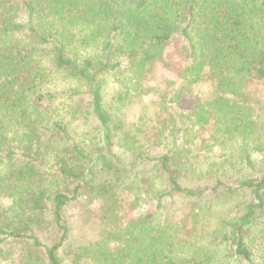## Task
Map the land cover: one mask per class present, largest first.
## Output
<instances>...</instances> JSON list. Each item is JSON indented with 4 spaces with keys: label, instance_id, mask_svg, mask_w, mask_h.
I'll return each instance as SVG.
<instances>
[{
    "label": "trees",
    "instance_id": "trees-1",
    "mask_svg": "<svg viewBox=\"0 0 264 264\" xmlns=\"http://www.w3.org/2000/svg\"><path fill=\"white\" fill-rule=\"evenodd\" d=\"M262 84L264 0H0V257L264 264ZM237 193L218 255L198 226Z\"/></svg>",
    "mask_w": 264,
    "mask_h": 264
},
{
    "label": "rangeland",
    "instance_id": "rangeland-1",
    "mask_svg": "<svg viewBox=\"0 0 264 264\" xmlns=\"http://www.w3.org/2000/svg\"><path fill=\"white\" fill-rule=\"evenodd\" d=\"M164 73V72H162ZM168 75V73H166ZM259 89V94L261 93V98L263 99V106H264V84L257 86ZM119 85L114 83L113 81L110 82L108 88H107V94H106V102L108 104H111V97H113L116 92L118 91ZM60 108H62L60 106ZM110 108H112V104L110 105ZM137 107L128 110L127 117L128 119H133L134 115L133 113L136 112ZM113 110V109H112ZM136 115V114H135ZM120 151L121 149L118 148ZM121 152V151H120ZM228 153H238L239 149L238 146H229L227 148ZM222 153L220 147H215L213 154L215 156H218ZM236 171V170H234ZM231 177L239 179L242 178V175L240 173H227ZM151 179L153 180L155 188H160V181L156 174H153L151 176ZM241 201H244V193L240 194H234L230 198L225 199L224 196H222L219 199H215L211 203V208L208 209V211L202 213V220L198 226V234H197V243L200 245H206L208 248L212 249L215 254L222 255L226 252V242H224V246L222 245L221 241L215 238L216 232L219 230V224H221V220L224 218L231 217L238 213V206H240ZM9 203V202H8ZM82 206L81 203L74 202L69 206V209L67 210V221L70 222V226L72 227V236L77 239V242L81 243L82 239L84 237L83 233H90L92 234V230L89 226L90 220H87L86 213L82 216ZM221 234L222 233H218ZM221 236H218L220 238ZM256 252V260L259 262V259L261 257V253ZM0 264H15L13 261V257L11 259H2L0 257ZM217 264H231L230 261L227 258H224L221 262ZM237 264V263H236Z\"/></svg>",
    "mask_w": 264,
    "mask_h": 264
}]
</instances>
